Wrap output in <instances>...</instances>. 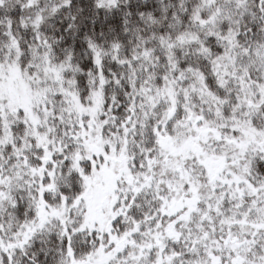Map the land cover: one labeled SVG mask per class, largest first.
I'll return each mask as SVG.
<instances>
[{
  "label": "snow or ice",
  "instance_id": "snow-or-ice-1",
  "mask_svg": "<svg viewBox=\"0 0 264 264\" xmlns=\"http://www.w3.org/2000/svg\"><path fill=\"white\" fill-rule=\"evenodd\" d=\"M0 264H264V0H0Z\"/></svg>",
  "mask_w": 264,
  "mask_h": 264
}]
</instances>
